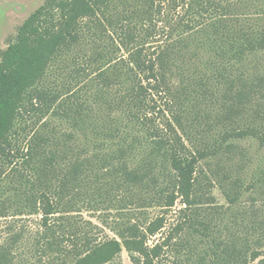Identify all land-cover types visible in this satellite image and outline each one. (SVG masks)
Here are the masks:
<instances>
[{"label": "trees", "instance_id": "1", "mask_svg": "<svg viewBox=\"0 0 264 264\" xmlns=\"http://www.w3.org/2000/svg\"><path fill=\"white\" fill-rule=\"evenodd\" d=\"M263 55L264 0H45L0 57V264H153L178 198L168 264H264V169L223 166L264 146Z\"/></svg>", "mask_w": 264, "mask_h": 264}, {"label": "rangeland", "instance_id": "2", "mask_svg": "<svg viewBox=\"0 0 264 264\" xmlns=\"http://www.w3.org/2000/svg\"><path fill=\"white\" fill-rule=\"evenodd\" d=\"M44 1L45 0H0V57L1 53L8 45L15 40L18 29L22 23L30 14L41 6ZM262 58L263 61L261 62L260 68L262 69L261 71L264 72V55ZM28 124H30V120ZM242 144L246 149V156L242 159L240 157H234L228 161L223 159V166L234 172H241L244 180L248 182L257 171L264 169V146H260L258 142L252 139H248L242 142ZM3 168H5V166ZM207 193L208 196L213 198L212 202L216 205H223L226 203L217 186L212 187L210 192ZM249 194L250 193H245L242 198L243 201L247 200ZM118 202V200L114 199L113 203H109L105 207L106 210L102 211L103 213H93L84 210L81 212L83 218L80 219L90 221L96 225L100 229V231H98L100 237L113 238L115 236L109 228L113 226L115 222L122 220L119 218L120 213L115 210L119 207ZM183 208L184 205L178 198L174 206L167 211H163L159 208H150L146 211L148 216L146 219L149 222L155 220L157 216H164L163 228L155 236L149 237L147 240V245L150 248L156 244H159L162 248L159 256L153 260V264H168V262H171L173 259V254L179 250L177 249V243L186 248L187 246L185 243L187 241L190 242L188 228H182L184 215L181 214V211ZM222 237L224 240L225 237H227L225 232H223ZM205 247L206 245L203 246V248ZM199 249L201 250L202 247ZM183 251L185 250L183 249ZM119 262L120 264H135L131 261L128 253L124 249L121 252Z\"/></svg>", "mask_w": 264, "mask_h": 264}]
</instances>
